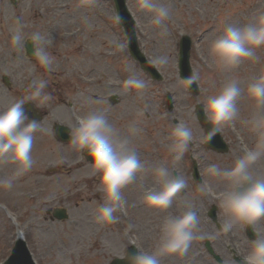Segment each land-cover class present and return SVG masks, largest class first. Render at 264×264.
Segmentation results:
<instances>
[{
  "label": "rangeland",
  "instance_id": "374dc122",
  "mask_svg": "<svg viewBox=\"0 0 264 264\" xmlns=\"http://www.w3.org/2000/svg\"><path fill=\"white\" fill-rule=\"evenodd\" d=\"M155 2L170 9L162 26L150 23L152 13L140 7L141 0H127V5L147 58L150 61L158 56L167 58L165 65L156 64L162 81L153 80L128 54L112 0H18L16 6L0 0V107L19 99L29 101L30 84L35 79L48 82L46 91L52 97L39 107L47 113L40 122L47 131L34 134V164L29 175L38 178L24 183L27 172L16 177L10 189L0 186V264L10 254L18 231L25 237L37 264H109L111 258L124 255L129 240L136 242L141 253L155 252L165 219L184 210V199L194 203L199 216L209 206V195L202 193L200 184L191 179V157L200 163L204 182L212 183L216 193H223L230 190L229 184L210 177L208 165L230 168L243 156L241 152L255 149L264 140V127L254 126V121L264 117V106L247 96L248 85L264 76V46L255 49L253 58L236 67H225L210 52L212 41L225 25L242 26L264 13V0ZM17 20L22 21L26 35L34 31L51 34L53 43L48 50L55 57L54 71L40 67L36 60L27 58L23 49L11 45L10 30L16 27ZM182 34H189L194 40L191 63L201 88L199 96L191 95L178 75L177 51ZM132 71L146 82L144 90L129 91L122 87ZM4 74L9 77V89L1 80ZM232 80L242 90L238 114L219 126L230 149L228 153L217 154L203 146L204 131L195 118L194 105L198 101L205 104ZM167 93L173 95L172 111L166 108ZM111 94L119 100L114 105L108 101ZM92 111L106 112L120 135L129 138L130 147L147 169L123 189L128 213L117 210V219L111 224L96 220V210L106 203L97 190L99 175L92 173L80 151L70 143L59 142L52 130L54 123L70 127L76 116ZM175 118L189 126L194 137L179 162L169 151ZM133 125L139 129L135 136L129 132ZM159 161L170 170L176 169L188 185L186 193L179 194L173 205L162 211L142 203L147 190L159 189L152 171ZM14 171L15 165L0 166V179L12 177ZM252 171L254 175H264V157L252 166ZM55 207H66L69 218L51 220L47 212ZM186 254L163 256L160 263H182Z\"/></svg>",
  "mask_w": 264,
  "mask_h": 264
},
{
  "label": "clouds",
  "instance_id": "9594fccd",
  "mask_svg": "<svg viewBox=\"0 0 264 264\" xmlns=\"http://www.w3.org/2000/svg\"><path fill=\"white\" fill-rule=\"evenodd\" d=\"M140 7L152 13L150 23L162 26L169 18V7L158 4L155 0H141ZM11 45L23 49L26 53V42L33 46L32 57L40 67L49 72L55 70V57L48 50L53 43L51 34L45 35L34 31L26 35L23 23L17 20L16 27L11 29ZM264 46V13L256 16L251 22L242 26L227 24L222 32L215 37L210 45L211 54L225 67H236L243 60L254 57V50ZM123 47V45H119ZM258 59V57H257ZM153 64L165 65L167 58L155 57ZM193 75L187 79L189 85L197 80ZM48 82L35 79L30 84L28 100L36 108L46 105L51 94L46 91ZM125 90L140 92L147 85L134 71L123 81ZM241 88L236 80L224 85L219 94L210 96L204 104L205 118L214 127L207 130L211 140L219 131L220 125L235 119L238 114V100ZM247 96L258 105L264 106V76L254 79L247 87ZM25 99H19L0 107V166L15 165L12 177L0 179V186L10 189L16 177L29 172L34 164L32 149L34 134L37 131L46 132L40 122L29 119L25 112ZM257 128L264 127V117L254 121ZM70 144L81 153H86L89 167L94 175H99L97 190L103 194L106 201L96 210V220L99 223L111 224L117 219L114 213L124 211L126 201L122 190L132 184L138 173L147 171L135 149L130 147L128 137H122L119 130L109 121L106 112L92 111L83 116H76L75 124L69 127ZM134 125L129 127L131 135L138 133ZM170 138L172 143L169 151L173 159L181 161L193 142V131L184 122L174 125ZM264 157V140L255 149L245 150L230 168H221L217 164H209L208 175L226 181L230 190L219 194V207L226 219L220 225L224 233L233 231L234 227L243 224L251 226L256 238L251 240V248L242 257L241 264H264V236L257 229V224L264 220V175H254L252 166ZM159 189H150L142 197V203L155 210L169 209L177 196L186 193L187 181L173 172L165 164H159L152 169ZM199 190L213 198H217L216 189L210 182H201ZM183 211L178 215L168 216L161 228L158 248L152 253H138L127 257L129 264H160V258L172 254L185 255L193 241L212 239L214 235L200 231L198 209L191 200L182 201ZM125 258V257H124Z\"/></svg>",
  "mask_w": 264,
  "mask_h": 264
},
{
  "label": "water",
  "instance_id": "95a60500",
  "mask_svg": "<svg viewBox=\"0 0 264 264\" xmlns=\"http://www.w3.org/2000/svg\"><path fill=\"white\" fill-rule=\"evenodd\" d=\"M14 2V0H11ZM115 9L117 13V17L119 19V22L124 27L125 33L128 36V44H129V50L130 54L139 61L141 67L148 71L153 78H156L158 80L161 79L160 74L157 72L154 66L150 65L145 56L140 52L139 46L137 44V37L134 30V21L131 18V15L126 7L125 0H114ZM190 47H191V39L189 36H183L180 40V50H179V57H178V66H179V75L186 83L188 89L194 93L198 94V86L197 83L194 82L193 84L189 85L187 83V79L190 76H193L192 69L189 62V56H190ZM26 50L29 56L32 57L33 47L31 42L26 43ZM168 109H172V101L171 97L168 96L167 101ZM26 111H31V115L34 118V120H39L41 118V115L33 108L31 107V104H26L24 106ZM196 116L199 120V122L204 125L206 129V141L207 146L210 148H213L217 151H226L227 146L222 141L221 137L217 133L214 137H212L211 140L208 139L207 136V130L211 127H214L210 122H208L205 118L203 107L201 105H197L196 109ZM54 131L56 133V136L62 140V141H69L70 135H69V128L63 125L55 124ZM57 218L59 219H65L67 218V214L65 213V210H56L55 212ZM133 255H136V252L133 248H131L127 256L125 258H115L111 261L110 264H129V261L127 257H131ZM5 264H33L30 260V256L28 253V250L25 246V244L22 241H17L16 245L12 251L11 256L9 259L5 262Z\"/></svg>",
  "mask_w": 264,
  "mask_h": 264
},
{
  "label": "flooded vegetation",
  "instance_id": "af4514ba",
  "mask_svg": "<svg viewBox=\"0 0 264 264\" xmlns=\"http://www.w3.org/2000/svg\"><path fill=\"white\" fill-rule=\"evenodd\" d=\"M211 211L215 222L210 216ZM199 219L200 221L204 220L201 232L214 235L215 238L193 241L188 250L189 252L192 251L191 254L188 252L190 264H199V256L201 264H241L242 257L250 251L251 240L256 238L253 230H250L252 227L239 224L231 232H222L220 225L225 221L226 216L219 205L207 207ZM256 227L264 236V222L261 220ZM195 248L196 257H194Z\"/></svg>",
  "mask_w": 264,
  "mask_h": 264
},
{
  "label": "bare ground",
  "instance_id": "6f19581e",
  "mask_svg": "<svg viewBox=\"0 0 264 264\" xmlns=\"http://www.w3.org/2000/svg\"><path fill=\"white\" fill-rule=\"evenodd\" d=\"M18 237L22 238L20 235H18Z\"/></svg>",
  "mask_w": 264,
  "mask_h": 264
}]
</instances>
